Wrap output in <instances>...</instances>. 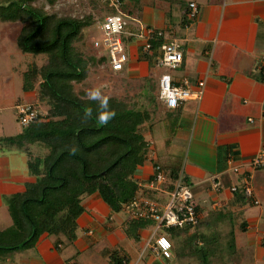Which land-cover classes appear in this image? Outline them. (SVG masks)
I'll list each match as a JSON object with an SVG mask.
<instances>
[{
    "label": "crops",
    "instance_id": "obj_1",
    "mask_svg": "<svg viewBox=\"0 0 264 264\" xmlns=\"http://www.w3.org/2000/svg\"><path fill=\"white\" fill-rule=\"evenodd\" d=\"M190 1L197 5L192 20L186 16ZM122 14L127 61L117 72L102 64L112 77L111 87L122 92V97L116 96L137 100L134 109L145 107L149 114L144 133L149 147L133 178L145 187L154 162L175 163L189 184L198 224L181 229L173 239L163 231L167 228L156 229L153 221L139 229L133 241L123 230L122 221L130 217L123 206L112 213L98 193H92L81 198L83 211L69 238L43 233L32 247L0 258V264H109L108 251L123 258L122 264H199L196 254L180 246L178 239L191 246H201L204 240L223 244L211 251L210 264L213 259L221 260L219 264H264V166L251 167L252 158L264 148V82L259 76L264 0H126ZM183 20L189 21L184 25ZM146 27L171 29L168 38L181 44L178 67L166 69L143 57L145 38L134 33ZM17 34L10 40L0 38V140L22 131L16 104L38 105L35 92L22 89L26 56L16 44ZM162 73L174 84L200 90V96L166 108L157 89ZM198 82H203L201 88ZM163 144L164 154L158 149ZM29 150L43 153L35 144ZM26 161L23 151L0 143V230L11 225L4 198L35 180ZM245 184L248 196L242 189ZM233 185L236 191L230 189ZM167 190L156 191L159 199L153 201L159 206L166 201ZM163 233L172 244L169 258L154 249L155 238ZM231 253L238 259L228 263Z\"/></svg>",
    "mask_w": 264,
    "mask_h": 264
},
{
    "label": "trees",
    "instance_id": "obj_2",
    "mask_svg": "<svg viewBox=\"0 0 264 264\" xmlns=\"http://www.w3.org/2000/svg\"><path fill=\"white\" fill-rule=\"evenodd\" d=\"M33 1L0 3V21L21 24L16 37L18 48L34 57L45 56L40 65L34 60L30 62L21 77L22 89L33 90L37 102L46 106L45 113H40L38 105L33 104L38 111L36 118L17 136L0 140L27 155L28 173L35 177L22 192L4 198L11 225L0 230V258L32 247L43 233L69 238L83 211L81 198L84 195L98 193L112 213L121 211L122 206L134 198L159 199L156 190L138 186L133 178L134 170L146 158L147 111L128 108L122 100L109 97V107L115 115L107 124H101L95 116L96 102L73 89L74 83L86 78L88 63L94 59L74 46L82 28L92 23L90 17L46 13L32 5ZM92 1L96 6L99 4L101 17L110 11L99 0ZM125 1L121 2V12ZM187 21L183 20V24ZM170 30H161L160 36L156 34L158 30H154L150 36L151 52L143 56L149 63L157 61L159 46L172 39L168 38L172 37ZM93 53L97 61L107 63L106 57L96 48ZM89 107L93 108V116L84 120L82 115ZM30 144L44 152L33 154ZM153 164L159 165L165 176L162 187L170 190L178 167L175 163ZM122 222L125 234L133 241L137 240L139 229L154 224L150 219L132 217ZM186 228L175 226L163 231L177 239L181 229ZM178 241L180 246L193 251L201 264H210L212 243L209 240H204L201 246ZM107 254L109 264L123 263V258L115 251Z\"/></svg>",
    "mask_w": 264,
    "mask_h": 264
},
{
    "label": "built area",
    "instance_id": "obj_3",
    "mask_svg": "<svg viewBox=\"0 0 264 264\" xmlns=\"http://www.w3.org/2000/svg\"><path fill=\"white\" fill-rule=\"evenodd\" d=\"M110 9L101 17L100 25L101 39L93 41V47L99 53L106 57L107 64L111 71H120L127 61V54L124 50L122 36L125 33L124 15L120 11V5L123 0H99ZM187 19L192 20L197 13V5L190 1L187 4ZM155 29L146 27L141 28L138 33H134L135 37L145 38L143 51L150 54L151 48L149 38ZM157 35H161V31H156ZM262 68L260 69V80L264 82V53L260 56ZM182 60L181 44L178 39L172 38L159 46V56L156 64L166 69H175ZM184 83V82H183ZM201 88L203 82H198ZM158 97L162 100L164 106L168 109H175L184 101L191 98H198L200 90L191 91L186 84H174L171 77L167 73H162L157 83ZM38 111L33 104L22 102L15 105V115L20 126L24 127L32 122ZM264 166V148L261 149L256 156L252 158L251 167L256 168ZM165 176L159 165H153V171L145 184V187L151 190L164 191L162 184ZM246 180V179H245ZM218 183H213V188H217ZM236 191L237 186L230 188ZM245 195H250V189L247 184L242 186ZM124 210L132 218L150 219L155 222V228H169L175 226H187L191 229L198 224V214L196 203L189 188L188 182L185 180L182 172H179L173 181L172 188L167 190V199L162 206L155 201L147 198H134L130 202L123 205ZM200 244L199 242H196ZM171 242L167 236L159 234L154 241V249L162 256L169 258Z\"/></svg>",
    "mask_w": 264,
    "mask_h": 264
},
{
    "label": "rangeland",
    "instance_id": "obj_4",
    "mask_svg": "<svg viewBox=\"0 0 264 264\" xmlns=\"http://www.w3.org/2000/svg\"><path fill=\"white\" fill-rule=\"evenodd\" d=\"M7 1L9 0H0V3H6ZM32 5H35L36 7H40L46 13H53L58 16L71 14L73 16L81 17L84 19H87L88 16L90 17V20H91L90 22L92 23L89 22L90 24L88 26L82 28L80 38L74 42V46L76 49L81 51L87 57L92 56V58L94 59H92L88 63L86 78L79 83H74L73 89L75 90V92H77L79 95L85 98H88L87 92L92 88H99L101 90V93L107 96L108 98L109 97L118 98L117 96L122 97V92H119L118 88H114V86L111 87L112 77L110 73L107 72V70H105L104 68L107 65L105 63L102 64L101 61H97L96 56L92 55V53L95 51V48L93 47V41L96 39H101V31L98 27L101 22L100 11L97 8L99 4L96 6L95 2L92 0L91 1L90 0L89 1L87 0H34L32 2ZM0 23H1L0 24V38L8 37V39L10 40V38L12 39L13 37L14 39L15 35L17 34L18 26L20 25V23L19 22H16V23L15 22H4V21H0ZM23 54L24 56H26L24 57V59H22L26 62L25 63L26 67L33 60L38 65L42 64L43 61L45 60L44 55H37L34 57L28 53H23ZM123 102L126 103V106L128 108H134V106L137 104L138 101L135 99H124ZM37 109L39 110L40 113H45L46 106L44 104L38 103ZM138 109L147 110L145 107L138 108ZM147 143L149 142H146V144ZM158 149L160 153L164 154L166 150V146L163 144L162 146H158ZM42 151L44 152V149H42ZM122 215L123 214L121 213L119 214V216H122ZM220 245H223V244H220L217 242V243H212V245H210L209 247L211 250H218L219 249L218 247H220ZM219 252L221 254L227 253L226 251L221 252V250ZM231 258L233 259V261L234 259L236 260L238 259L234 256V253H231L230 258L227 259L228 263L232 262ZM219 262H221V260L213 259L211 264H219Z\"/></svg>",
    "mask_w": 264,
    "mask_h": 264
},
{
    "label": "clouds",
    "instance_id": "obj_5",
    "mask_svg": "<svg viewBox=\"0 0 264 264\" xmlns=\"http://www.w3.org/2000/svg\"><path fill=\"white\" fill-rule=\"evenodd\" d=\"M88 99L96 102L95 116L101 124H107L115 115L109 107V98L101 93L99 88H92L87 92ZM93 116V108L89 107L82 115V119L88 120Z\"/></svg>",
    "mask_w": 264,
    "mask_h": 264
}]
</instances>
